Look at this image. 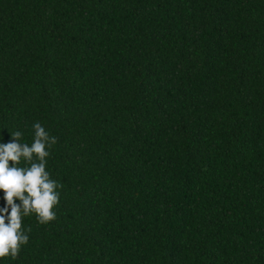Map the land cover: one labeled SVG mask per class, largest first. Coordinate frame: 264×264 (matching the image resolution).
<instances>
[{"label":"trees","instance_id":"obj_1","mask_svg":"<svg viewBox=\"0 0 264 264\" xmlns=\"http://www.w3.org/2000/svg\"><path fill=\"white\" fill-rule=\"evenodd\" d=\"M0 264H264V0H0Z\"/></svg>","mask_w":264,"mask_h":264}]
</instances>
